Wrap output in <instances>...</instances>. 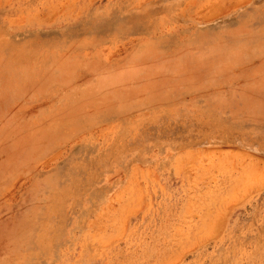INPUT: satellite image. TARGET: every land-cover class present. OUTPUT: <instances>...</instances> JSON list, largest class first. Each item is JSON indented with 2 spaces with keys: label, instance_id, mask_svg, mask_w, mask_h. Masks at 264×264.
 Segmentation results:
<instances>
[{
  "label": "rangeland",
  "instance_id": "rangeland-1",
  "mask_svg": "<svg viewBox=\"0 0 264 264\" xmlns=\"http://www.w3.org/2000/svg\"><path fill=\"white\" fill-rule=\"evenodd\" d=\"M0 264H264V0H0Z\"/></svg>",
  "mask_w": 264,
  "mask_h": 264
}]
</instances>
